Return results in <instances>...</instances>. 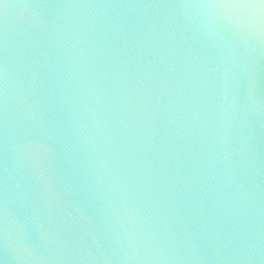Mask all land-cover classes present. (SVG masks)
Returning a JSON list of instances; mask_svg holds the SVG:
<instances>
[{
  "label": "water",
  "instance_id": "obj_1",
  "mask_svg": "<svg viewBox=\"0 0 264 264\" xmlns=\"http://www.w3.org/2000/svg\"><path fill=\"white\" fill-rule=\"evenodd\" d=\"M0 264H264V4L0 0Z\"/></svg>",
  "mask_w": 264,
  "mask_h": 264
},
{
  "label": "snow or ice",
  "instance_id": "obj_2",
  "mask_svg": "<svg viewBox=\"0 0 264 264\" xmlns=\"http://www.w3.org/2000/svg\"><path fill=\"white\" fill-rule=\"evenodd\" d=\"M260 3H261V4H264V0H260Z\"/></svg>",
  "mask_w": 264,
  "mask_h": 264
}]
</instances>
